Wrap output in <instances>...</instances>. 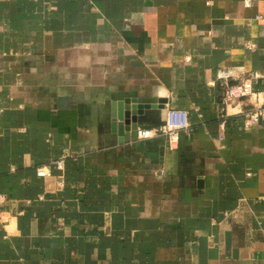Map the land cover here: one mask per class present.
I'll return each mask as SVG.
<instances>
[{"label":"crops","instance_id":"1","mask_svg":"<svg viewBox=\"0 0 264 264\" xmlns=\"http://www.w3.org/2000/svg\"><path fill=\"white\" fill-rule=\"evenodd\" d=\"M248 75L264 0H0V264H264V123L219 103ZM169 109L175 148L136 140Z\"/></svg>","mask_w":264,"mask_h":264},{"label":"built area","instance_id":"2","mask_svg":"<svg viewBox=\"0 0 264 264\" xmlns=\"http://www.w3.org/2000/svg\"><path fill=\"white\" fill-rule=\"evenodd\" d=\"M253 43H248V47H253ZM264 76H245L232 80L222 79L219 81L220 96L219 103L234 118L242 121L244 128H253L264 123V91L254 89L257 79ZM246 102V103H243ZM245 104V106H243ZM222 125V123H220ZM190 127L189 114L183 109H169L163 125L156 127L138 126L135 129V138L138 141L149 140L155 137L164 138L169 148H175L179 141L180 132L188 130ZM52 168L63 169V158H58L35 168L39 177H49L52 175ZM58 184L62 185V178L59 177Z\"/></svg>","mask_w":264,"mask_h":264},{"label":"water","instance_id":"3","mask_svg":"<svg viewBox=\"0 0 264 264\" xmlns=\"http://www.w3.org/2000/svg\"><path fill=\"white\" fill-rule=\"evenodd\" d=\"M115 105L112 103L111 104V118L114 120H118L119 121V124H117V132L119 135H122V120H123V116H122V113H121V107H120V104H118V110H117V113L115 112ZM112 129H114V123L112 124ZM183 132H180L179 134V139L180 137L182 136ZM120 141V139H119Z\"/></svg>","mask_w":264,"mask_h":264}]
</instances>
